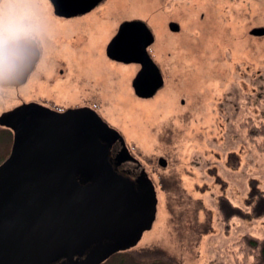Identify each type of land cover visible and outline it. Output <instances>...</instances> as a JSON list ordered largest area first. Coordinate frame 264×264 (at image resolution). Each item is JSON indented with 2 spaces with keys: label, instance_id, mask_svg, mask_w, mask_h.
Masks as SVG:
<instances>
[{
  "label": "rangeland",
  "instance_id": "1",
  "mask_svg": "<svg viewBox=\"0 0 264 264\" xmlns=\"http://www.w3.org/2000/svg\"><path fill=\"white\" fill-rule=\"evenodd\" d=\"M22 5L0 28L13 38H36L47 52L57 37L76 32L73 47L83 48L65 50L58 70L68 72L72 85L48 88L51 95L63 102L57 89L72 95L91 90L85 80L97 79L101 112L155 184L157 217L134 252L174 264H237L234 242L246 234L264 237V215L253 217L248 203L254 188L264 191V156L241 126L248 118L264 120V36L251 34L264 27V0H104L87 19L70 20L57 18L49 0ZM133 18L155 33L152 53L165 79L148 100L132 88L134 64L113 63L104 51L118 23ZM30 93L0 86V114ZM12 143L0 127V161Z\"/></svg>",
  "mask_w": 264,
  "mask_h": 264
},
{
  "label": "water",
  "instance_id": "2",
  "mask_svg": "<svg viewBox=\"0 0 264 264\" xmlns=\"http://www.w3.org/2000/svg\"><path fill=\"white\" fill-rule=\"evenodd\" d=\"M49 1L57 15L71 17L103 0ZM169 28L180 30L176 22ZM251 34L264 36V27ZM153 42L147 24L135 20L122 23L107 47L111 58L141 66L132 82L140 98L153 97L164 83L148 52ZM30 44L39 55L28 38L4 49L0 85L25 81L29 72L11 74L16 65L6 62L17 61ZM0 125L14 134L11 152L0 164V264H102L136 247L152 229L158 212L155 184L145 169L135 180L113 169L108 152L118 140L124 159L137 160L123 136L94 110L57 113L31 103L2 113ZM159 164L165 167L167 160L161 157Z\"/></svg>",
  "mask_w": 264,
  "mask_h": 264
},
{
  "label": "flooded vegetation",
  "instance_id": "3",
  "mask_svg": "<svg viewBox=\"0 0 264 264\" xmlns=\"http://www.w3.org/2000/svg\"><path fill=\"white\" fill-rule=\"evenodd\" d=\"M101 3H99L93 9H91L89 12L79 14L76 16L64 17V16L57 15L55 12H54V15L57 18L66 19V20H70L73 18L74 19L75 18L87 19V17L89 15H91L94 11H96L99 8ZM52 10L54 11V7L52 8ZM31 15L33 16V14H31ZM137 19L145 22V20H143L141 18H137ZM124 21H127V20H123L122 22H124ZM31 22L34 23V19L31 20ZM122 22L118 23V25L116 26V29L114 30L112 36L106 42L105 46L103 45L107 59L108 60L110 59L109 61H111L113 63L114 62L123 63V62H120L118 60L111 58L107 54V47H108L109 43L111 42V40L113 39V37L115 36V34L118 32L119 27H120ZM171 22L172 21H170L168 23V26ZM74 33H76V32H74ZM74 33H72V35L69 39H65L61 42H58V37H57L55 39V41H53V44H51L50 52L49 51L48 52L43 51L41 48L40 42L38 40H36V38L34 39L32 37H29V36L13 38V41L14 40H21V39H25V38L32 39L37 44V47H38V50L40 53H39V55H36L35 52L32 51V47L30 44V47L25 48L24 49L25 52H22V54L19 55L20 58L17 61H12V62L7 61L6 62V65H7V63L8 64L14 63L16 65V68H14L12 70V72H9L11 74L23 76L24 74H27V72H29L26 76L25 81H22V83H20L18 86L9 85V87L16 88L17 92L18 91L21 92L25 89H29L31 91L30 97L28 99H25V98L21 99V101L18 102L19 104L16 103V106H14L12 109H14L18 106H22L25 104H31V103H35V104H38L40 106L46 107V108H48L52 111H55L57 113H63V112H66V111L72 110V109L90 108V109L94 110L98 115H100V117H102V119L105 122H107L110 127L116 129L117 131H119L121 133L119 128L115 127L112 123L110 124V122H108L107 120H109V121H111V120L101 112V109L105 108V105H102V102H101L103 97H100L98 89L93 87V83L95 84L97 79L94 81L93 79H89V77L82 76V80L83 79H89V80H85V81H87L89 83V85L91 86V90L84 88L82 90L76 91L72 95H70L64 91L60 92L57 89V91L59 93H61L62 97L64 98L63 102L60 101V97L56 98L53 95H51V93H50L49 89H53L56 86L66 87V86L72 85L70 83V81H65V80H67L68 72H66V70H65V72L64 71L59 72L58 70L60 67H63V65L61 64L60 56L65 54V50L69 49V50H72L74 52V54H78V53H80L81 49L83 48V47H81V45H78L77 47L76 46L73 47V44L75 43V41H77V38L74 35ZM155 41H156V36H155ZM155 41L148 47V52H149L151 58L153 59V61L159 67L160 72L163 76V80L165 82L164 74H163V71L161 69V66L157 63L156 58H155L156 53H155V51H153V53H152V49L154 47ZM27 46H29V45H27ZM36 57H37V60L35 62ZM123 64H126V63H123ZM130 64H132V63H130ZM133 64L136 67V74H137V72L140 70L141 66L137 63L136 64L133 63ZM35 80L40 81V83L43 86L40 84L34 83ZM164 85L165 84H163V86ZM0 86H4V85H0ZM93 91H94V93H93ZM157 92L155 93V95L157 94ZM33 94H36V97L38 95H40V97L37 100H34L31 102V100H32L31 96ZM153 97L142 98V99L148 100V99H151ZM18 98H20V97H18ZM181 103H184V100H181ZM105 117L107 118V120ZM0 127L6 129V131H9L12 134L13 139H14L13 131L10 128H7V127L1 126V125H0ZM122 136H123V134H122ZM126 145L129 149L131 155L137 161H134L131 159H126V160L124 159V157L122 156V144L119 140L114 142L109 147V152H108L109 161H110L113 169L116 172H118V173L122 174L123 176L128 177L132 180H135L137 178V176L140 174L141 170L145 169V168H144L143 164L141 163V161L137 158V153L133 149L130 148V146L127 144V142H126Z\"/></svg>",
  "mask_w": 264,
  "mask_h": 264
},
{
  "label": "trees",
  "instance_id": "4",
  "mask_svg": "<svg viewBox=\"0 0 264 264\" xmlns=\"http://www.w3.org/2000/svg\"><path fill=\"white\" fill-rule=\"evenodd\" d=\"M241 126L245 128L247 139L254 143L256 149L264 156V120L248 118ZM6 158L1 159L0 164ZM248 203L251 205L253 217L264 215V191L254 188ZM233 246L231 253L237 264H264V237L242 235ZM134 249L135 247L116 253L102 264H174L162 258H149L148 252H134Z\"/></svg>",
  "mask_w": 264,
  "mask_h": 264
},
{
  "label": "clouds",
  "instance_id": "5",
  "mask_svg": "<svg viewBox=\"0 0 264 264\" xmlns=\"http://www.w3.org/2000/svg\"><path fill=\"white\" fill-rule=\"evenodd\" d=\"M22 6V0H0V21H6L13 11ZM12 41V34L7 29L0 28V47L6 49Z\"/></svg>",
  "mask_w": 264,
  "mask_h": 264
},
{
  "label": "snow or ice",
  "instance_id": "6",
  "mask_svg": "<svg viewBox=\"0 0 264 264\" xmlns=\"http://www.w3.org/2000/svg\"><path fill=\"white\" fill-rule=\"evenodd\" d=\"M6 59V52L3 47H0V69L3 68Z\"/></svg>",
  "mask_w": 264,
  "mask_h": 264
},
{
  "label": "crops",
  "instance_id": "7",
  "mask_svg": "<svg viewBox=\"0 0 264 264\" xmlns=\"http://www.w3.org/2000/svg\"><path fill=\"white\" fill-rule=\"evenodd\" d=\"M125 20H127V21H134V20H138V19H137V18H136V19L133 18V20H132V19H125ZM143 20H144V19H143ZM122 21H123V20H122ZM122 21H121V22H122ZM127 21H124V22H127ZM122 23H123V22H122ZM122 23H121V24H122ZM146 23H147V22H146ZM147 24H148V23H147Z\"/></svg>",
  "mask_w": 264,
  "mask_h": 264
}]
</instances>
